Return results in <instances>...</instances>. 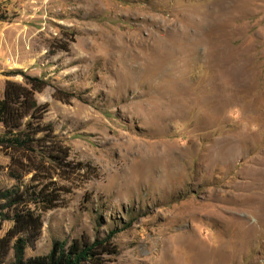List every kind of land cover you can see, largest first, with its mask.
Segmentation results:
<instances>
[{
    "label": "rangeland",
    "instance_id": "rangeland-1",
    "mask_svg": "<svg viewBox=\"0 0 264 264\" xmlns=\"http://www.w3.org/2000/svg\"><path fill=\"white\" fill-rule=\"evenodd\" d=\"M20 72L90 166L27 254L117 230L109 264H264V0H0V96Z\"/></svg>",
    "mask_w": 264,
    "mask_h": 264
},
{
    "label": "trees",
    "instance_id": "trees-1",
    "mask_svg": "<svg viewBox=\"0 0 264 264\" xmlns=\"http://www.w3.org/2000/svg\"><path fill=\"white\" fill-rule=\"evenodd\" d=\"M20 82L6 79L0 96V264H109L118 253L112 237L117 230L92 238L55 239L43 254H27L42 227V212L62 205L89 164L73 161L69 144L45 120L47 103L36 92L50 85L43 75L20 72ZM69 93L53 86L52 96L63 102ZM5 173V179L1 173Z\"/></svg>",
    "mask_w": 264,
    "mask_h": 264
}]
</instances>
